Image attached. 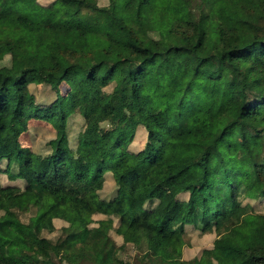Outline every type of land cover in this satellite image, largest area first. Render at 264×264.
<instances>
[{"label":"trees","instance_id":"1","mask_svg":"<svg viewBox=\"0 0 264 264\" xmlns=\"http://www.w3.org/2000/svg\"><path fill=\"white\" fill-rule=\"evenodd\" d=\"M45 2L0 0V173L24 184L0 185V264H122L128 244L144 246L140 264H264V210L251 205L264 201V0ZM170 55L182 60L157 75ZM31 85L54 101L37 103ZM43 117L55 129L46 155L20 140ZM106 172L110 201L98 196ZM96 214L106 219L90 228ZM54 219L68 226L51 241ZM186 226L216 239L180 261Z\"/></svg>","mask_w":264,"mask_h":264},{"label":"rangeland","instance_id":"2","mask_svg":"<svg viewBox=\"0 0 264 264\" xmlns=\"http://www.w3.org/2000/svg\"><path fill=\"white\" fill-rule=\"evenodd\" d=\"M43 1V0H40ZM46 0H44V3ZM30 29H33L32 26H29ZM6 34L0 33V39L5 40ZM182 60L180 55H170L167 60L162 62L157 69V75H172L173 69L175 65ZM7 63V58L4 62L0 63L5 64ZM113 85H110L104 89L105 92H111ZM31 93L34 95L35 100L37 103L42 105H49L54 101L55 94L54 92L47 86L44 85H31L29 87ZM68 89L64 87V91L66 92ZM259 91V90H257ZM260 93L264 94V91H260ZM84 121L83 119L77 114H72L69 116L67 120V135H68V144L71 149H75L77 144V137L79 134L84 130ZM102 127L107 129V124L103 123ZM55 138V129L52 124V119L50 117H43L41 119L31 120L28 125V130L25 134L22 135L20 138L21 143L24 144L25 147H31L32 151L40 155H46L48 152L51 151L50 147L48 146L49 141ZM228 139H226V143H228ZM146 142V132L142 127H138L135 131L134 139L132 144L129 147V151L138 153L143 148ZM5 164H1V173H0V185L2 187H9L14 186L20 189H23L24 184L20 180L12 181L7 177L5 174ZM17 170L16 168L12 169V173H15ZM104 181L102 189L98 192V196L100 199L110 201L116 196L117 187L112 179L111 173L106 172L104 175ZM181 200H186L187 196L182 195L179 197ZM253 205L252 211L261 213L264 210V201H255L251 202ZM35 210L30 209L25 212L19 213V218L23 222H27L30 217L34 215ZM1 214V213H0ZM106 217L101 214H96L92 222L90 223L89 227L94 228L97 227L98 223L102 220H105ZM53 225L54 230L52 232L43 231L41 236L51 240L56 241L64 237L62 229L67 227V223L62 220L54 219ZM117 227V221L114 220L113 229L109 232V237L111 242L116 246H120L122 244V238L115 233V228ZM216 239V234L212 233H203L199 226H186L185 232L182 235L183 245L180 248V252L177 254V257L180 258V261H190L194 258H198L201 255V252L205 249H209L212 247L213 241ZM145 248L144 246L141 249H137L136 247L128 244L122 249L120 252L117 253V259L122 262V264H140V257L143 254ZM109 253V259L112 257L113 247L110 245L107 249ZM66 264V263H63ZM80 264H90L87 261H83ZM147 264V263H145Z\"/></svg>","mask_w":264,"mask_h":264},{"label":"crops","instance_id":"3","mask_svg":"<svg viewBox=\"0 0 264 264\" xmlns=\"http://www.w3.org/2000/svg\"><path fill=\"white\" fill-rule=\"evenodd\" d=\"M28 130V129H27ZM23 146H24V144H23ZM27 148H29L31 151H32V149H31V147H27ZM32 152H34V151H32ZM131 152V151H130ZM35 153V152H34ZM135 153V152H134ZM37 154V153H36Z\"/></svg>","mask_w":264,"mask_h":264}]
</instances>
